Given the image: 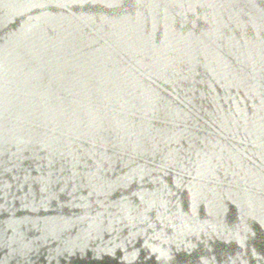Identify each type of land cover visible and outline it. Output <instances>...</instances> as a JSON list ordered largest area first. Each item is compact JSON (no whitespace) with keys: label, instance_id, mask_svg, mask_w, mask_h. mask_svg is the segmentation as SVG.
Here are the masks:
<instances>
[{"label":"water","instance_id":"1","mask_svg":"<svg viewBox=\"0 0 264 264\" xmlns=\"http://www.w3.org/2000/svg\"><path fill=\"white\" fill-rule=\"evenodd\" d=\"M0 264H264V0H0Z\"/></svg>","mask_w":264,"mask_h":264}]
</instances>
